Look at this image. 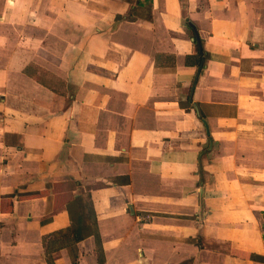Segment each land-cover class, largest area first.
I'll return each instance as SVG.
<instances>
[{"label": "crops", "instance_id": "1", "mask_svg": "<svg viewBox=\"0 0 264 264\" xmlns=\"http://www.w3.org/2000/svg\"><path fill=\"white\" fill-rule=\"evenodd\" d=\"M131 8L0 0V264H48L76 195L100 240L55 264H264V0Z\"/></svg>", "mask_w": 264, "mask_h": 264}, {"label": "trees", "instance_id": "2", "mask_svg": "<svg viewBox=\"0 0 264 264\" xmlns=\"http://www.w3.org/2000/svg\"><path fill=\"white\" fill-rule=\"evenodd\" d=\"M127 1L131 3L132 8L125 16H117L118 20H121L122 18H126L127 20H136L139 18L149 21L153 20L152 0ZM187 24L193 31L195 50L194 53L186 56L185 64L197 67L200 70V75L206 68L209 54L205 50L203 42L193 24L189 20L187 21ZM198 79L199 78L193 82L192 90L197 84ZM67 210L70 215V225L65 229L46 236L44 239L45 255L48 264H55V253L62 248L75 247L79 242L91 235H95L97 239L100 240L95 218V210L91 201H84V198L81 195L73 196L67 204ZM72 264H76V260H74Z\"/></svg>", "mask_w": 264, "mask_h": 264}]
</instances>
